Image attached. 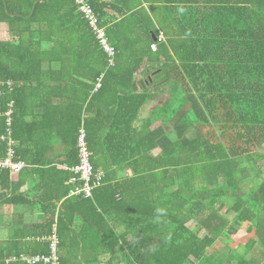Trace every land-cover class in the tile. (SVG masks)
Instances as JSON below:
<instances>
[{
	"label": "trees",
	"instance_id": "obj_1",
	"mask_svg": "<svg viewBox=\"0 0 264 264\" xmlns=\"http://www.w3.org/2000/svg\"><path fill=\"white\" fill-rule=\"evenodd\" d=\"M88 1L114 48L112 65L73 0H0L8 36H0V78L15 82L0 94V111L14 101L17 159L52 168L46 147L58 139L67 152L56 162L72 166L82 128L91 164L104 172L84 198L69 196L71 172L56 171L62 190L41 198L40 235L56 220L61 264L105 254L123 264H224L229 253H207L226 226L220 198L235 199V224L264 212V180L244 206L239 189L241 159L264 144V0ZM156 71L162 79L149 80ZM148 102L157 103L140 118ZM10 183L0 169V201ZM73 214L83 223L77 232ZM18 245L0 250V264L25 250ZM246 253L229 257L256 264Z\"/></svg>",
	"mask_w": 264,
	"mask_h": 264
},
{
	"label": "crops",
	"instance_id": "obj_2",
	"mask_svg": "<svg viewBox=\"0 0 264 264\" xmlns=\"http://www.w3.org/2000/svg\"><path fill=\"white\" fill-rule=\"evenodd\" d=\"M102 1L111 3L116 0H102ZM109 14L116 15V12L110 11ZM160 35L162 36L161 41H164V37L162 33H160ZM160 99H164V97ZM156 103L157 102H148L141 109L140 118L147 116L149 111L155 106ZM41 138L44 139V136L40 137L37 140L42 141ZM0 144L3 145L2 153L0 154L2 155L5 153L6 146L5 143L1 141ZM17 144L18 142L15 140L14 143L15 154H16V146H18ZM46 148H47L46 156L48 157L49 161H53L52 162L53 165L51 166L52 168L50 167L40 168L39 170L36 171L29 170L31 169V167L25 161L27 166L21 172L17 174H10L9 171L7 170L9 173V178L11 183L9 184V187L1 190L4 195L2 196V200L0 201V250L4 251V253L18 249L17 248L19 247L18 244L22 245L23 249L27 250V247L31 245V242H36V243L38 242L39 244L46 243L45 241L42 240V238L46 237L52 232L53 225L56 226V232L58 235V230H57L58 227L56 220L52 223L49 234L43 236L40 235L41 229L38 226L42 224L43 219L46 217L45 216L46 213L43 211V209L44 206L47 205L46 203H43L41 198L43 197V195L54 194V193L57 194L59 193V191L62 190L60 186V184L62 183H60L59 181L60 176L57 174L56 171L64 170L71 172L69 170V167L71 166L67 165L66 163L56 162L64 159L67 152L66 145L63 144L61 141L55 139L53 143ZM258 155H260V157H263V159H261V161L263 162L262 164H260L261 161H259V163L255 166L257 169V174L254 181L246 174L247 171L245 170V167L242 168V170L244 171L243 173L244 179L239 182V189L241 191V194L243 195L242 197L243 206L244 204L248 203L247 201L250 197L251 192L258 187L261 181L264 180V176H263L264 153L261 152V150H259ZM16 159H17V155H16ZM121 174L123 175V173ZM70 177L71 175L69 176V178ZM69 178L68 181H66V184L70 185V189L68 192L69 196H81V195L70 194L71 190L73 189V185L69 182ZM246 179L249 180L246 181ZM251 180L253 181L252 183L249 182ZM63 200L64 198L61 197L59 201L55 203L56 205L55 213H54L55 219L58 215L61 201ZM234 201L235 199L231 197L224 199L220 198V201H218L219 203L224 202L226 204L225 207L220 212L223 219L219 217L220 223L223 222V224H226V226L224 230H222L221 234L214 240L213 244L207 250V253L208 254L219 253L221 255L224 253H229L227 255L229 260H227L224 264H236V260H231V259H236V257L235 256L229 257V256L231 254L237 255V253L240 252H247L245 254L246 261H250L253 258L257 257L256 264H264V243H262L264 239V212L259 210L258 215L252 221L245 220L243 222H240L239 224H235L236 212L230 210V208H233L232 204ZM72 217H73V223L71 228H73L72 230L73 232H77L82 228L83 223L78 214H73ZM218 221H219L218 219L214 220L212 222L213 226H215V224ZM255 224L258 225L257 229ZM188 225L194 229L197 228L198 224L196 220H191L188 223ZM230 230H235V231L231 232ZM255 230H256V236L254 239L250 240L249 238L253 235ZM206 234L207 231L205 229L200 230V236H204ZM25 250L22 251L21 253L30 254ZM48 253H49V248H48ZM48 253H35V254H48ZM11 254H19V253H11ZM58 256H59V246H58ZM59 263H60V257H59ZM70 264H87V263L86 262L79 263L77 261L76 262L73 261ZM92 264H123V262H121L119 258H115V256H113V258H110L109 254H105L102 256V260H100L99 263L93 262Z\"/></svg>",
	"mask_w": 264,
	"mask_h": 264
},
{
	"label": "built area",
	"instance_id": "obj_3",
	"mask_svg": "<svg viewBox=\"0 0 264 264\" xmlns=\"http://www.w3.org/2000/svg\"><path fill=\"white\" fill-rule=\"evenodd\" d=\"M77 10L81 13L86 20L88 26L95 34L103 50L107 53L108 62L113 64L114 48L110 45L105 27L100 26L99 18L96 15L93 7L88 0H73ZM159 40L162 36L159 35ZM151 49L154 51L157 48L156 43L151 44ZM100 83H96L99 87ZM15 87V82L11 79L0 78V94L4 90L12 91ZM14 110V101L11 100L7 103V109L0 111V117L5 118V133L0 135V141L5 143V153L0 155V168L8 170L10 174H17L21 172L27 164L21 159H16L14 143L15 140L11 136L12 132V114ZM86 135L84 129L79 130L77 139V156L78 162L69 167L71 177L69 182L73 185L71 195H81L85 198L91 197L93 189L102 184L104 172L102 170L95 171L90 161V153L86 145ZM48 244V254H11L4 257V264H60L58 256L59 238L56 232V226L53 225L52 232L46 237L42 238Z\"/></svg>",
	"mask_w": 264,
	"mask_h": 264
},
{
	"label": "rangeland",
	"instance_id": "obj_4",
	"mask_svg": "<svg viewBox=\"0 0 264 264\" xmlns=\"http://www.w3.org/2000/svg\"><path fill=\"white\" fill-rule=\"evenodd\" d=\"M0 36L2 39H7L8 36L6 34V26L5 25H1L0 27ZM166 95H157V97L159 98H165ZM261 152L264 153V144L263 145H260L259 146ZM259 154V151H257V153H255L253 156H246L244 158L241 159V167L244 168L245 167V170L247 171V175L254 181L255 177H256V174H257V169H256V165L259 163V161H261V159H263V157H260ZM247 158V159H246ZM244 159V160H243ZM244 161V162H242ZM263 161L260 162V164H262ZM246 164V165H245ZM263 176H264V173H263ZM249 179H246V181H248ZM249 181V182H253V181Z\"/></svg>",
	"mask_w": 264,
	"mask_h": 264
},
{
	"label": "water",
	"instance_id": "obj_5",
	"mask_svg": "<svg viewBox=\"0 0 264 264\" xmlns=\"http://www.w3.org/2000/svg\"><path fill=\"white\" fill-rule=\"evenodd\" d=\"M154 40H156V39L154 38ZM162 77H163L162 72L156 71V72H153L151 76H149V80L155 79V80L159 81L162 79Z\"/></svg>",
	"mask_w": 264,
	"mask_h": 264
}]
</instances>
